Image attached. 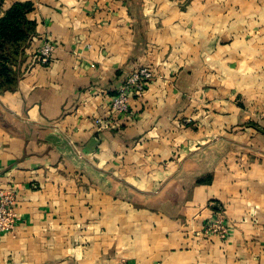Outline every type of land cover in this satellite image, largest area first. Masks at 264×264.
Returning a JSON list of instances; mask_svg holds the SVG:
<instances>
[{
	"label": "crops",
	"instance_id": "1",
	"mask_svg": "<svg viewBox=\"0 0 264 264\" xmlns=\"http://www.w3.org/2000/svg\"><path fill=\"white\" fill-rule=\"evenodd\" d=\"M15 2L35 33L0 93L19 216L0 264H264V0H2L0 15ZM141 65L145 91L97 125ZM217 205L224 237L201 233Z\"/></svg>",
	"mask_w": 264,
	"mask_h": 264
},
{
	"label": "built area",
	"instance_id": "2",
	"mask_svg": "<svg viewBox=\"0 0 264 264\" xmlns=\"http://www.w3.org/2000/svg\"><path fill=\"white\" fill-rule=\"evenodd\" d=\"M53 49L54 46L51 43L45 42L36 53V59L42 64H47ZM153 78L154 72L147 65L138 66L128 72L122 85L117 89L109 103L106 118H96V124L102 127H115L117 118L128 113L131 97L140 96ZM15 205L16 189L14 187H0V233L11 232L15 229L19 221ZM222 210L220 205L216 206L214 216L203 224L202 234L224 237L227 228L224 224Z\"/></svg>",
	"mask_w": 264,
	"mask_h": 264
},
{
	"label": "trees",
	"instance_id": "3",
	"mask_svg": "<svg viewBox=\"0 0 264 264\" xmlns=\"http://www.w3.org/2000/svg\"><path fill=\"white\" fill-rule=\"evenodd\" d=\"M31 9L29 2H15L0 15V93L12 90L20 75L24 50L35 33V22L27 17Z\"/></svg>",
	"mask_w": 264,
	"mask_h": 264
},
{
	"label": "rangeland",
	"instance_id": "4",
	"mask_svg": "<svg viewBox=\"0 0 264 264\" xmlns=\"http://www.w3.org/2000/svg\"><path fill=\"white\" fill-rule=\"evenodd\" d=\"M24 53H25V50H24Z\"/></svg>",
	"mask_w": 264,
	"mask_h": 264
}]
</instances>
